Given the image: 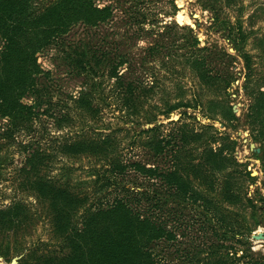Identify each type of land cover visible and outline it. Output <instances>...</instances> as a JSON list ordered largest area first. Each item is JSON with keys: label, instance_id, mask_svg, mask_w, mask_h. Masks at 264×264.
<instances>
[{"label": "trees", "instance_id": "16d2710c", "mask_svg": "<svg viewBox=\"0 0 264 264\" xmlns=\"http://www.w3.org/2000/svg\"><path fill=\"white\" fill-rule=\"evenodd\" d=\"M31 1L23 0L19 4L0 0V120L7 121L5 128L0 127V140L13 141L19 133L31 138V142H18L20 152L25 153L23 161L18 163V188L30 190L39 202L46 205L55 231L64 238L63 245L69 248L67 255L52 257L45 264H239V259L232 258L233 246L225 242L251 237L255 225H247L245 217H241L240 222L229 221L219 214V222L215 223L218 228L213 232L217 235L216 243L207 242L200 246L191 241L181 247L178 239L182 230L189 229L193 221L191 216L185 220L188 214L185 210H191L198 220L204 216L198 226L206 229L208 213L217 214L224 202H237L236 198L242 195L241 177H246L250 184L254 183V177L246 167L240 171L225 170L227 154L233 151L235 140L220 135L215 126L199 124L196 127L194 122L187 120L193 118L187 113L188 108L199 109L207 118L215 120L207 114L211 110H206L204 100H163L165 107L158 112L165 118L169 119L171 112L181 110L179 117L167 121V124H157V114L143 108L145 102L149 105L151 99L148 95L155 91L158 83H147L141 78L142 74L134 75L130 64L135 54L127 49L120 50L125 42L108 35L112 31V19L104 22L102 18H95L105 10L114 9L113 2L121 0H109L103 8H98L91 0H77L78 3L76 0H60L54 6L49 7L50 2L35 10L30 7ZM140 3L143 2L136 0L130 9ZM54 16L64 20L63 26L68 19L83 17L87 34L63 44L64 33L70 27L62 30L61 26H55L51 20ZM145 21L140 16L138 22ZM235 28L240 30V25ZM196 44L197 39L191 38L183 46L182 56L188 67L199 60L197 51L201 50L194 48ZM48 46L59 48L62 62L72 74L81 78L77 96L68 97L72 106L65 104L68 101L45 98L44 91L47 90L38 84L40 76L46 72L41 70L35 54ZM222 54L229 56L225 52ZM249 58L248 54L243 55L247 68L243 87L253 100L249 115L258 119L256 125L263 128L264 91L258 85L264 82H256L255 71L248 66ZM260 63L264 68V60ZM122 64L126 67L120 72L118 68ZM231 80L232 84L235 81L232 75ZM252 84L254 88H251ZM26 96L32 98V103L22 101ZM162 99L158 97L154 102L150 101L152 107L155 108L156 102ZM219 101L215 98L210 103L216 107L220 105ZM55 106L59 107L58 114L53 112ZM105 108L112 111L115 108L123 115L130 123L126 130L134 125H147L140 128L144 137L140 143L152 162L150 159L122 158L116 130L105 125ZM42 115L59 122V128L73 122L76 116L89 119L94 125H83L53 146L44 147L40 143L44 136L34 126ZM225 118L237 119L231 107L226 109ZM220 124L225 126L222 121ZM208 129H212V134H206ZM1 147L0 143V150ZM194 148H202L201 153H195ZM62 156L92 159L93 163L89 165L92 168L86 171L90 177L94 176L90 181L97 185L98 191L110 189L115 192H101L102 196H96L95 201L88 194H81L78 191L81 183L71 184L67 175V166L71 165L64 161L60 168L64 174L49 176L48 166H53L52 160L57 157L63 159ZM10 160L9 155H0V170L1 166L9 165ZM157 160L166 166H159ZM228 160L239 165L231 155ZM127 171L133 172L136 180L141 177L140 183L135 186L127 183ZM213 191L218 194L211 195ZM171 202L174 206L166 208ZM247 204L252 210L258 208L252 198L247 199ZM22 210L18 201L0 209V224L11 225ZM183 223H187L185 228ZM222 227L225 228L220 230ZM217 252L222 253L219 256ZM230 252L231 256L228 255Z\"/></svg>", "mask_w": 264, "mask_h": 264}, {"label": "rangeland", "instance_id": "374dc122", "mask_svg": "<svg viewBox=\"0 0 264 264\" xmlns=\"http://www.w3.org/2000/svg\"><path fill=\"white\" fill-rule=\"evenodd\" d=\"M22 1L10 0V3L20 4ZM92 1L98 8H103L109 3V0ZM135 1H115L114 9L105 10L95 18H102L104 22L112 19V31L108 35L116 41L119 39L125 42L120 50L127 49L135 54L136 57L131 59L130 64L135 71L134 75L142 74L141 78H144L145 82L158 83L155 91L148 95L151 99L149 105L145 102L143 108L149 110L151 114H157V124H167V121L177 119L181 110L171 112L169 119L165 118L158 112L165 107L163 100L167 99L168 102L185 99L194 102L204 100L206 110L207 108L211 110V112L207 111V114L215 120H210L211 118H207L199 109L193 108L187 109V113L193 116L187 120L194 122L196 127L199 124L215 126L220 135H228L231 140H235L233 151L227 155H231L239 165L230 163L227 156L225 170L240 171L244 167H249L253 174L251 176L254 177L252 184L246 177H241L242 195L236 198L237 202H224L221 211L217 214L208 213L206 229L198 226V222L201 220L203 222L204 216L198 220L191 210H185V213H188L185 220L191 216L193 221L189 224L190 228L182 230L183 234L180 233L178 236L181 247L191 241L200 246L206 245L207 242L216 243L217 235L213 232L218 228L215 223L219 214L230 219L229 221L240 222L241 217H245L247 225H255L252 234L257 235L262 232L264 235V127H258L256 125L258 119L250 117L253 100L243 87L247 70L243 60L244 54L250 57L248 66L254 69L256 82H264V68L260 63L264 60V0H140L142 4L140 3L138 7L134 5L130 9L131 3L134 4ZM60 2V0H32L30 7L35 10L47 3H50L49 7H51ZM75 3L78 1L76 0ZM140 16L146 20L145 23L138 22ZM51 20L55 26H61L62 30L70 27L64 33L65 45L87 34L86 24L82 23L83 17L68 19L65 21V26H63L64 20L59 16L57 18L54 16ZM238 25L240 30L235 28ZM140 27L143 28L142 31L139 30ZM242 34L244 37H241ZM191 38L197 39L194 48H199L201 51H197L200 54L197 56L199 60L194 66L188 67L182 55L185 42ZM49 46L35 54L41 70L46 72L45 75L40 76L38 84L47 90L44 91L45 98L51 97L53 101H68L69 103L65 102V104L72 106L68 97L77 96L81 89V78L72 74L62 62L59 48L56 46L49 48ZM224 52L229 56H223ZM125 67L126 64H122L118 70L123 72ZM231 75L235 78L232 84ZM258 86L264 91V84ZM251 88H254L253 84ZM158 97L163 99L161 102L158 100L154 108L151 103ZM215 98L220 100V105L216 107L210 103V100ZM22 101L30 104L32 98L26 96ZM229 107H234L232 113L237 116L236 120L225 118L226 109L228 110ZM58 111V106L53 107L54 113L58 114ZM221 115H224L223 118ZM104 116L105 125H108L110 130H116V138L121 143L119 154L122 158L139 161L150 159L152 162L140 143L144 138L139 132L140 128H145L147 125H134L130 130H126V126L130 123L115 108L113 111L105 108ZM220 121L225 126H222ZM6 124L5 119L0 120V127L5 128ZM83 125L92 127L94 124L89 119H78L76 116L73 122L59 128L60 123H56L48 115H42L40 120L34 123L38 132L44 136L40 142L44 147L53 146L56 141L71 135ZM206 134H212V129L206 130ZM15 136L13 141L0 140L2 144L0 155H9L11 158L9 165L1 166L0 170V209H6L12 202L18 201L23 210L11 225L0 224V264H11L12 259H16L15 264H45L52 257H64L68 254L69 248L63 245L64 238L55 231L46 205L39 202L30 190L18 188V163L23 161L25 154L20 152L18 142H31V138L23 133ZM250 144L253 148H250ZM195 145L198 146L196 143ZM194 150L195 153L200 154L202 148H194ZM62 158L57 157L55 161L52 160L54 165L48 166L49 176L64 174L60 171L64 161L71 165L67 166L70 171L67 175L71 184L81 183L78 186L81 194H88L95 201L96 196L99 194L102 196L101 192L103 194L115 192L109 191L110 189L98 191L97 185L90 181L94 176L90 177L86 171L92 168L89 166L93 163L92 159L87 157L67 159L65 156ZM156 163L162 167L166 166L160 160ZM58 177L63 178V176ZM126 178L127 183L135 186L140 183L141 177L137 181L134 173L127 171ZM216 194L217 191L211 192L213 196ZM250 198L258 206L257 209L252 210L248 206L247 199ZM172 206L174 204L171 202L166 208ZM1 215L2 213L0 217ZM184 224L187 223H183V227ZM182 226L180 225V229ZM225 244L233 246L235 253L232 258L239 259V264H264V240L242 237L241 241L233 238L227 240ZM229 250L231 251L232 248ZM217 253L220 256L222 252ZM231 253L228 255L231 256Z\"/></svg>", "mask_w": 264, "mask_h": 264}, {"label": "water", "instance_id": "95a60500", "mask_svg": "<svg viewBox=\"0 0 264 264\" xmlns=\"http://www.w3.org/2000/svg\"><path fill=\"white\" fill-rule=\"evenodd\" d=\"M230 51H232V50L230 49ZM232 109L235 110L234 107ZM250 148H253L252 144H250ZM255 150L259 151L258 148H255ZM247 169L250 170L249 167H247ZM251 175H253V174L251 173ZM251 238H253L255 240H264V235L262 234V232H259L257 235L252 234ZM15 262H16V259H12L11 264H15Z\"/></svg>", "mask_w": 264, "mask_h": 264}, {"label": "crops", "instance_id": "0c3cea01", "mask_svg": "<svg viewBox=\"0 0 264 264\" xmlns=\"http://www.w3.org/2000/svg\"><path fill=\"white\" fill-rule=\"evenodd\" d=\"M248 170V169H247ZM252 236V235H251Z\"/></svg>", "mask_w": 264, "mask_h": 264}, {"label": "bare ground", "instance_id": "6f19581e", "mask_svg": "<svg viewBox=\"0 0 264 264\" xmlns=\"http://www.w3.org/2000/svg\"><path fill=\"white\" fill-rule=\"evenodd\" d=\"M258 243V242H257Z\"/></svg>", "mask_w": 264, "mask_h": 264}]
</instances>
